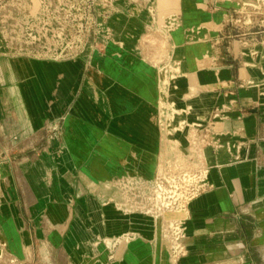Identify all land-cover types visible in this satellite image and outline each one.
<instances>
[{
  "label": "crops",
  "instance_id": "obj_1",
  "mask_svg": "<svg viewBox=\"0 0 264 264\" xmlns=\"http://www.w3.org/2000/svg\"><path fill=\"white\" fill-rule=\"evenodd\" d=\"M61 6L25 26L66 55L0 29V264H264V47L233 1L101 0L82 34ZM175 162L198 173L183 209L131 204Z\"/></svg>",
  "mask_w": 264,
  "mask_h": 264
},
{
  "label": "rangeland",
  "instance_id": "obj_2",
  "mask_svg": "<svg viewBox=\"0 0 264 264\" xmlns=\"http://www.w3.org/2000/svg\"><path fill=\"white\" fill-rule=\"evenodd\" d=\"M101 0H0L1 5L5 2H19L26 9H12L8 6L0 9V18L12 26L1 25L0 29L11 30L15 25L17 44H21L22 51L37 55L56 54V48H59L58 53L67 54V47L71 45V41L63 39L56 41L50 39L48 32L55 30V27H45L38 23L35 26L30 24L34 18H39L41 13H54L48 10L52 9L54 3H60L62 6V18L65 23V32L73 30L78 33H86L93 24L94 14L97 3ZM232 29L237 35L244 37V40H254L261 43L264 47V0H232ZM52 5L49 6L48 4ZM29 8V9H28ZM43 9V10H42ZM32 19V20H31ZM3 22V23H4ZM68 23V24H67ZM83 37L80 36L82 41ZM76 40V39H75ZM61 48V49H60ZM62 50L61 52H59ZM188 165L190 170L194 169L193 165Z\"/></svg>",
  "mask_w": 264,
  "mask_h": 264
},
{
  "label": "built area",
  "instance_id": "obj_3",
  "mask_svg": "<svg viewBox=\"0 0 264 264\" xmlns=\"http://www.w3.org/2000/svg\"><path fill=\"white\" fill-rule=\"evenodd\" d=\"M197 178V171L190 170L185 163L175 162L158 171L145 189L134 193L131 204L156 218L179 212L194 193ZM164 229L175 239L183 230L180 220L167 221Z\"/></svg>",
  "mask_w": 264,
  "mask_h": 264
}]
</instances>
